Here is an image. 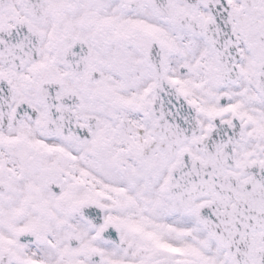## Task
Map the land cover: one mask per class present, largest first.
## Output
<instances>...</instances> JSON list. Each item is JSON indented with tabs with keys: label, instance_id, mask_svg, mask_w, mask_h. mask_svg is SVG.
I'll return each mask as SVG.
<instances>
[{
	"label": "snow or ice",
	"instance_id": "6c2138e0",
	"mask_svg": "<svg viewBox=\"0 0 264 264\" xmlns=\"http://www.w3.org/2000/svg\"><path fill=\"white\" fill-rule=\"evenodd\" d=\"M0 264H264V0H0Z\"/></svg>",
	"mask_w": 264,
	"mask_h": 264
}]
</instances>
